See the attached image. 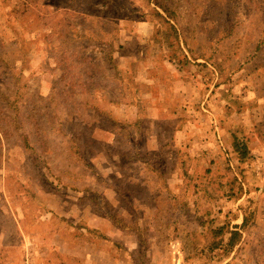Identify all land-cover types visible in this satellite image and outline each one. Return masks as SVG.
Here are the masks:
<instances>
[{
	"label": "rangeland",
	"instance_id": "374dc122",
	"mask_svg": "<svg viewBox=\"0 0 264 264\" xmlns=\"http://www.w3.org/2000/svg\"><path fill=\"white\" fill-rule=\"evenodd\" d=\"M38 1L0 0V264H264V0Z\"/></svg>",
	"mask_w": 264,
	"mask_h": 264
},
{
	"label": "trees",
	"instance_id": "16d2710c",
	"mask_svg": "<svg viewBox=\"0 0 264 264\" xmlns=\"http://www.w3.org/2000/svg\"><path fill=\"white\" fill-rule=\"evenodd\" d=\"M45 1H47V0H43V2H45ZM39 1L38 0H27V4H32V5H35V8H39L40 7V4L38 3ZM51 7H53L54 9H55V5H56V0H48V2H47ZM37 5V6H36ZM39 9H41V7L39 8ZM24 15H28V16H30V15H32L30 12H27L26 14H24ZM26 17V16H25ZM19 30H20V28H19ZM5 45H4V43L3 42H1L0 43V49L1 48H3ZM108 60V59H107ZM106 60V61H107ZM110 64H111V66L113 65V62H112V59H111V57H110V59H109V61H108ZM7 101V104H9V105H11V106H5V107H3V108H1V105H0V113L2 112V114L4 115V117L5 118H9V115H10V113H9V109L11 108V107H13V105H14V107H15V109H17V110H19L20 109V106H17L16 105V103H15V101L14 102H12V103H9L8 102V100H6ZM21 110H22V108H21ZM19 116H20V113H19ZM4 118V119H5ZM22 127H23V125H22ZM24 131V130H23ZM0 133H2V131L0 132ZM3 134H4V132H3ZM235 149H236V151L241 155V157H242V159H246V158H248L249 157V150H248V145L247 144H245V143H236L235 144ZM251 215H252V219H251V222L249 221V220H247V222H246V226L249 224V222H250V225L254 222V220H255V217H256V210L255 209H251ZM249 225V226H250ZM226 230H227V225L226 224H224V225H222V226H220L219 228H217L216 230H215V232H214V234H215V236L216 237H223V235L226 233ZM234 240H232L233 242H231L229 245H230V249H232V248H235L236 246H238L239 244H240V242H241V240H242V238H243V236L239 233V232H234ZM228 248V247H227Z\"/></svg>",
	"mask_w": 264,
	"mask_h": 264
}]
</instances>
